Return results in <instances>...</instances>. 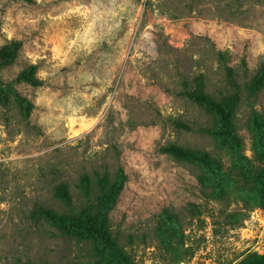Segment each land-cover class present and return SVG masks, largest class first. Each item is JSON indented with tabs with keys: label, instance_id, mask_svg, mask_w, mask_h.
<instances>
[{
	"label": "rangeland",
	"instance_id": "obj_1",
	"mask_svg": "<svg viewBox=\"0 0 264 264\" xmlns=\"http://www.w3.org/2000/svg\"><path fill=\"white\" fill-rule=\"evenodd\" d=\"M13 42L19 57L0 67V264H122L99 238L33 214L62 182L80 207L85 173L120 185L108 226L135 264L264 259V209L166 150H207L229 171L230 152L201 129L210 117L186 92L263 71L264 0H0V47ZM28 62L39 84L8 87ZM260 87L236 116L252 161L247 124L253 110L264 115V74Z\"/></svg>",
	"mask_w": 264,
	"mask_h": 264
},
{
	"label": "trees",
	"instance_id": "obj_2",
	"mask_svg": "<svg viewBox=\"0 0 264 264\" xmlns=\"http://www.w3.org/2000/svg\"><path fill=\"white\" fill-rule=\"evenodd\" d=\"M22 1L32 2L33 0ZM20 48V42L0 47V67L14 63L19 57ZM263 74L264 68L263 71L255 73L250 82H245L241 86L229 71L225 87L217 93L206 90V85L202 81L196 90L186 92L188 98L200 105L210 117V121L201 129L205 133L218 135L230 152L231 164L228 172H224L223 162L217 154L174 143L166 147V150L177 158L196 161L204 165L210 172L209 176H205L209 182L220 180L239 184L240 191L247 202L255 203L262 209H264V115L253 110L250 114L251 122L247 124L248 130L254 132L252 151L255 153V160L253 161L243 152L244 138L237 125L236 116L244 93L247 99H251L259 92ZM13 83L38 85L36 64L31 62L24 64L13 80L6 82V85L13 87ZM15 100L24 105V110L28 115L32 107L31 101L22 96L18 90L15 91ZM96 174L95 177H91L85 173L78 178L76 186L80 191V207L77 208V204L73 202V193L69 185L62 182L52 190L56 202L36 203L33 214L46 221L50 220L54 229L60 231L69 229V234L74 236L78 235L79 231H84L87 235L85 239L91 241L92 238H99L106 248L116 253L122 264H135L130 252L119 244L117 236L108 226L109 214L115 206L120 185L112 189L105 174ZM91 200L94 205L90 203ZM159 238L162 243L170 241V235L159 236ZM184 253L181 252L174 260L182 261L185 258ZM252 264H264L263 257H258Z\"/></svg>",
	"mask_w": 264,
	"mask_h": 264
}]
</instances>
